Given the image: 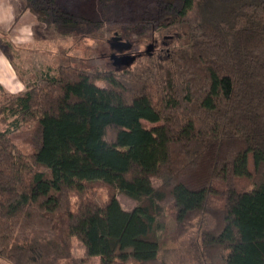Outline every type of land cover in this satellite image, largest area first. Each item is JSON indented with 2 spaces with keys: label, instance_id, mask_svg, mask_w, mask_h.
I'll return each instance as SVG.
<instances>
[{
  "label": "trees",
  "instance_id": "obj_1",
  "mask_svg": "<svg viewBox=\"0 0 264 264\" xmlns=\"http://www.w3.org/2000/svg\"><path fill=\"white\" fill-rule=\"evenodd\" d=\"M25 2L63 34L110 21L171 49L116 70L49 66L18 92L0 84V258L170 264L158 253L205 213L203 264H264V0ZM29 123L27 152L13 132ZM99 183L135 205L102 200Z\"/></svg>",
  "mask_w": 264,
  "mask_h": 264
},
{
  "label": "rangeland",
  "instance_id": "obj_2",
  "mask_svg": "<svg viewBox=\"0 0 264 264\" xmlns=\"http://www.w3.org/2000/svg\"><path fill=\"white\" fill-rule=\"evenodd\" d=\"M15 1L18 4H15L17 8L14 12V23L23 19L24 22H28L27 28H29L23 32L17 30L15 36L8 37V40L0 37V44L5 46L12 59L17 62L19 77H22L24 82L39 79L47 72L49 66L54 68L62 64H71L91 70L122 69L125 65H113L114 59L111 58V55L140 54L145 57L148 55V44L153 43L150 38L147 39L141 35H134L130 38L124 37L119 25L110 21L102 23L91 35L83 33L63 34L56 30L51 23L41 19L39 13L27 7L25 0ZM87 1L97 3V0H55L60 7L68 10ZM114 36H121L122 41H130L132 46L130 51L121 52L112 47L111 42ZM170 49L169 41L160 37L157 44L153 43V49L150 50L149 55L162 56L168 53ZM98 84L101 85V82ZM142 122L147 127L158 124L146 120ZM5 125L6 123L1 122L0 117V129H3ZM31 126V123L25 124L19 131L13 132L16 142L27 152L33 148ZM154 183H158V179H154ZM95 189L102 200L114 193L125 209L132 208L136 203L118 190H112L104 184H97ZM71 203L73 206L76 204L74 193H71ZM214 223L213 217L205 213L194 217L188 229L175 240L170 241L167 249L158 253V258L166 260L170 264H203L206 257L201 251L200 233L202 230L214 226ZM71 253L75 258H80L85 254L84 247L76 236L71 237ZM66 263L67 260L60 262V264ZM0 264L10 263L0 258ZM86 264H99V257L89 258Z\"/></svg>",
  "mask_w": 264,
  "mask_h": 264
},
{
  "label": "crops",
  "instance_id": "obj_3",
  "mask_svg": "<svg viewBox=\"0 0 264 264\" xmlns=\"http://www.w3.org/2000/svg\"><path fill=\"white\" fill-rule=\"evenodd\" d=\"M15 4H18L15 0H0V37L5 38V40L15 36L17 30L23 32L27 28L28 22H24L23 19L17 20V24L14 23V12L17 8ZM16 63L5 46L0 44V84L8 92H18L25 88V82L22 77H19Z\"/></svg>",
  "mask_w": 264,
  "mask_h": 264
},
{
  "label": "water",
  "instance_id": "obj_4",
  "mask_svg": "<svg viewBox=\"0 0 264 264\" xmlns=\"http://www.w3.org/2000/svg\"><path fill=\"white\" fill-rule=\"evenodd\" d=\"M121 45L118 47V51L129 50L131 48V43L129 41H121ZM153 49V43H149L147 46V53H150V50ZM111 58L114 59L113 65H125L129 66L135 60V55L133 54H123L121 56L111 55Z\"/></svg>",
  "mask_w": 264,
  "mask_h": 264
},
{
  "label": "flooded vegetation",
  "instance_id": "obj_5",
  "mask_svg": "<svg viewBox=\"0 0 264 264\" xmlns=\"http://www.w3.org/2000/svg\"><path fill=\"white\" fill-rule=\"evenodd\" d=\"M121 41L122 40L119 37L114 36L113 39H112V42H111V46L116 48V50H118V47L121 45V43H120ZM131 48H132V46H131ZM130 49L129 50H123L121 52H129ZM136 56L137 55H135V58H136Z\"/></svg>",
  "mask_w": 264,
  "mask_h": 264
}]
</instances>
